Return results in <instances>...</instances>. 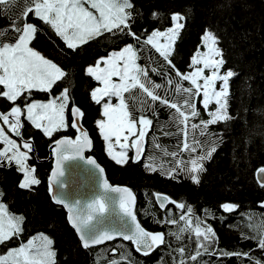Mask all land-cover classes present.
I'll return each mask as SVG.
<instances>
[{"label":"trees","instance_id":"16d2710c","mask_svg":"<svg viewBox=\"0 0 264 264\" xmlns=\"http://www.w3.org/2000/svg\"><path fill=\"white\" fill-rule=\"evenodd\" d=\"M134 6V20L131 30L138 35L145 30L150 34L154 30H166L171 27V15L179 13L184 17L185 27L181 30L174 45L173 63L180 72H186L191 56L196 49L202 50L201 41L205 31H211L219 41L225 59L224 71L233 70L236 75L230 79L229 113L234 119L227 123L220 122L210 126V131L222 138L217 151L211 160L205 163V171L199 175L200 183L195 184L185 174L168 173L176 167L175 161H187L188 152L177 157L166 156L165 151L176 150L175 138L165 136V132L173 129L165 126L170 121V113L174 110L159 108L153 125L147 129V140L143 156L133 160V151H129L127 163L116 164L105 151V142L96 124L103 117V102L96 104L91 100V91L99 87V83L87 75V68L94 66L97 59L107 57L113 51H119L127 44H135L131 38L105 39L98 37L81 45L77 50L67 49L63 41L54 34L47 25L30 15L29 21L41 31L33 39L31 46L46 58L61 66L68 76L54 86L51 94L31 91L28 102L35 99H51L58 95L64 86H70L69 105L65 110L66 126L54 132L51 137L45 136L41 129H36L23 117V138L32 141L34 151L29 153L26 161L35 169L34 175L40 180L39 185L30 189H21L19 183L23 174L17 170L14 162L0 161V202L5 203L10 212L23 216V231L19 237L0 244V255L9 249L19 247L32 236L40 233L47 235L52 241V249L56 252V264H178V253L173 249L180 246L191 247L194 235L188 231L180 232L182 225L179 215L189 214L178 210L175 205L161 211L157 205V195L169 196L177 203L192 207V220L200 221L205 227L210 226L218 240L215 256H203L207 264H250L247 256H222L221 251L250 253L260 264H264V250L258 247V236L264 232V186L258 184L255 174L264 167V0H131ZM8 8V5L4 6ZM15 9L0 16V28L10 26V17ZM153 13L157 18L153 19ZM163 25V27H161ZM110 34L105 33V36ZM139 47V45H137ZM150 47V46H149ZM63 50V51H61ZM161 60L154 50L145 53ZM141 59L142 66H156L155 62ZM152 79L160 83L161 77L149 72ZM175 80L176 78L173 77ZM184 87L188 82L180 81ZM169 97L179 99L174 85H165ZM163 92V89L160 90ZM128 94H125L127 97ZM105 102V101H104ZM201 117L208 119L203 109L202 96L194 101ZM26 107L24 98L16 102ZM12 102L0 98V111L10 110ZM139 108L140 100L135 101ZM80 108L84 113L83 123L89 131L94 150L88 156H94L106 170L109 181L114 185L131 188L137 197V216L142 225L149 231L164 234L167 241L159 250L148 257L138 255L130 243L123 241L107 244L101 248L84 250L74 230L69 226L64 210L54 205L48 195V179L52 171L51 147L61 137L76 138L72 128V108ZM192 121V122H191ZM190 123L199 124V118ZM6 134H12L6 125ZM198 131V130H197ZM193 133L189 132V142ZM198 139L204 140L195 133ZM215 138V137H214ZM153 141V142H152ZM18 144V142H17ZM19 145V144H18ZM21 151V144L19 145ZM4 145L0 143V150ZM200 149H198V152ZM194 154V153H193ZM153 164L157 171L149 170L146 165ZM224 203L234 204L231 212L224 211ZM239 217V223L236 222ZM177 220V224L167 221ZM195 228V226L193 227ZM180 232L181 240L177 241L171 233ZM192 264V262H189Z\"/></svg>","mask_w":264,"mask_h":264},{"label":"snow or ice","instance_id":"6c2138e0","mask_svg":"<svg viewBox=\"0 0 264 264\" xmlns=\"http://www.w3.org/2000/svg\"><path fill=\"white\" fill-rule=\"evenodd\" d=\"M85 3L89 4L96 14L86 8ZM5 5L9 7L5 8ZM12 9H15V12L10 17V26L0 28V98L12 102L10 110L0 111V122L6 125L11 133L22 138L24 127L22 116L48 137L66 126L65 110L69 105L70 86H64L62 91L47 103L28 102V96L33 89L51 94L53 87L59 86L58 82L64 81L68 76L61 66L30 47L33 39L41 31L36 25L28 22L30 15H34L53 30L67 49L73 51L98 37H104L106 40L131 38L135 44H127L121 50L97 59L94 66L87 68V75L100 85L91 91V100L96 104L103 102L104 119L97 120L96 124L107 142L108 155L116 164H125L129 160L128 152L131 148L135 150L133 160H139L147 135L146 130L153 125V118L157 117L159 108L171 109L174 111L170 113V121L166 122L165 126L173 130L164 134L175 138L176 150L165 151V155L175 158L183 152H188L189 158L187 161L177 159L176 167L168 174L180 170L189 176L193 183H200L199 175L206 170L205 163L212 159L218 144L222 143V138L218 137L217 133L211 132L210 126L234 119L229 113L231 99L229 82L236 73L230 69L221 71L225 59L218 38L211 31H205L202 36L201 46L205 50L196 49L187 66L188 70L182 73L173 63L174 45L185 27L182 22L184 17L179 13L171 15L172 26L167 27L166 30L157 29L150 34L145 30L138 35L131 30L135 11L131 0H0V16ZM156 18V13H153V19ZM105 33L110 35L105 36ZM152 50L162 59L154 61V57L145 55ZM141 59L154 61L156 66H151V63L142 66L138 63ZM149 72L161 77V82H155ZM173 77L176 79L174 80ZM180 81L188 82L190 86L184 87ZM165 85H174L175 93L180 94L179 99L169 97ZM161 89L163 92L160 91ZM126 93L127 97H125ZM197 96H202L204 110L214 105V110L207 111L208 119L202 118L200 111L197 110L194 102ZM21 98L25 100V108L16 103ZM105 98H107L106 102H104ZM113 98L118 100V103L114 104ZM137 99L140 100L139 108L135 104ZM71 112L73 118L84 115L78 107L72 108ZM149 115L153 118H149ZM197 118L199 124L190 123V119ZM78 124L79 120L75 119L71 126L76 128ZM197 130L199 136L205 138L204 140L197 138L195 135ZM190 131L193 133L191 142H189ZM5 132V128L0 127V143L4 145L3 150H0V161L15 163L17 170L23 174V180L19 183L21 189H30L33 185H39L40 180L34 175L35 169L30 168L26 163L29 159L28 154L34 150V146L30 141L24 140L23 148L27 151H20L16 140L10 139ZM90 146L87 133L83 131L75 140L66 137L56 140L53 146L56 167L52 171V181H57L58 177L63 175L64 161L77 157L83 159V152ZM116 146L120 151H115ZM193 153L196 154L194 157L191 155ZM87 163L103 173V169L99 168L95 160L88 159ZM146 167L151 171H157L153 164H148ZM259 173L264 175V167L259 169ZM102 187L106 194H118V208L122 217L129 218L132 225L130 231L127 230L126 225H122L125 230L105 229L86 235L85 230L93 225L97 216H102L108 211L106 198L98 196L87 203L84 209H80L78 201L73 206L53 196L57 203H62L68 208V220L80 234L85 249L90 245L111 240L114 236L132 241L136 250L142 251L144 255L167 243L164 234L145 231L136 222V216L132 211L135 198L129 189L112 187L107 180H103ZM2 196L3 193L0 192V197ZM158 199L162 208L165 207L164 201H168L178 210L193 213L192 207L169 200L167 196ZM222 207L226 212H231L236 206L224 203ZM179 220L184 221L189 227L192 224V220L188 219L183 211L179 215ZM23 222V216L12 214L8 206L0 202V244L13 237H19L23 231ZM167 222L177 224L175 219ZM184 231V228L180 229V232ZM171 234L177 241L182 239L175 232ZM251 238L257 239L258 247L264 250V232ZM217 243L214 230L210 226L202 229L200 221L197 220L191 247L180 246L173 251L178 253V264H189V262L207 264L202 258L205 255L215 256ZM52 244L53 241L43 233L32 236L26 243L21 242L19 247L9 249L6 255H0V264H56V252L52 249ZM220 254L236 255L238 258L247 256L250 264L253 262V258L247 252L221 251ZM111 264H117V261L113 260ZM254 264H260V261L255 260Z\"/></svg>","mask_w":264,"mask_h":264},{"label":"water","instance_id":"95a60500","mask_svg":"<svg viewBox=\"0 0 264 264\" xmlns=\"http://www.w3.org/2000/svg\"><path fill=\"white\" fill-rule=\"evenodd\" d=\"M71 117H72V123L75 122V119L79 120V124L77 125V127L76 128L72 127L76 131V137L80 136L82 131L87 133L88 140L91 142V146L86 148L85 151L83 152V154H82L83 159L77 157L75 159H69V160L64 161V163L62 165L63 175L58 177L57 181H52V171L56 167V156H55V153L53 152L54 144L52 145V147H51V159L53 160V163H52V171H51L49 179H48V195L50 197L51 202L54 205H56V206H58L64 210V212L66 213V216H67L68 224L74 230V232H75L77 238L79 239L81 246L84 250L88 251V250H91L94 248H101L103 246H106L107 244H112L115 242L123 241L125 243H130L133 246L134 251L142 257H148V256L152 255L157 250H159L164 244L158 246L155 250L150 252L148 255H144L142 251L136 250V246L133 244L132 241H126L120 236H114V238L111 240H105L99 244L90 245L89 248L85 249L83 247V242L80 239V234L75 231V229L71 225V222L68 220V208L65 207L64 204L57 203V201L55 199H53V196L59 197L65 203H67L69 205H73V206H75L76 202L78 201L80 209H84V206L87 203L91 202L94 198H96L98 196H104L106 198L108 211L102 216H97L96 221L93 223V225L90 226L89 229L85 230V234L90 235L95 231H102L105 229H107L109 231L125 230L122 227V225H126L127 230L130 231L132 225H131L129 218L126 216L122 217V214L120 213V210L118 208V203H117L118 202V194H116V193H107L106 194L103 190L102 182H103V180H107L109 185L112 187H120V188L129 189L135 198L134 203L132 204V211L134 212V214L136 216V222L139 223L140 226L145 229V231L152 232V233H160V232H153V231L147 230L142 225V223L140 222V220L137 216V197H136L134 191L127 186L112 184L108 179V176H107V173H106V170L104 169V167L100 165V163L96 160V158L94 156H88V154L92 153L94 150V142H93V139H92L89 131L84 126V123H83L84 116L78 117V118H73L72 112H71ZM21 120H22V123L24 125L23 116H22ZM23 130H24V127L22 129V135H23ZM12 136L15 140L20 142L22 147H23V142L25 140L23 138V136H22V138L16 137L14 133H12ZM64 138L65 137H61L60 139H64ZM66 138L73 139L70 137H66ZM75 139H73V140H75ZM146 140H147V135L145 136V139L143 142V151H142L141 157L143 156V153H144ZM30 142L34 146L33 142L32 141H30ZM133 154L135 155V151ZM88 159L95 160L96 164L99 165V168L103 169V173H101L99 171V169H97L95 166L89 165L87 163ZM255 177H256L258 184L261 186H264V185H262V181H264V175H261L259 173V170L256 172ZM163 196H166V195H163V194L157 195L156 202H157V205L161 211H166L170 206H172L174 204H170V203H168V201H164L165 207L162 208L160 206V199H158V197L162 198ZM167 197L169 198V200H172L169 196H167ZM261 206L264 207V204H262ZM121 217H122V219H121Z\"/></svg>","mask_w":264,"mask_h":264},{"label":"rangeland","instance_id":"374dc122","mask_svg":"<svg viewBox=\"0 0 264 264\" xmlns=\"http://www.w3.org/2000/svg\"><path fill=\"white\" fill-rule=\"evenodd\" d=\"M85 7L86 8H88L90 11H93V13L94 14H96V12H95V10L94 9H91V7H90V5L89 4H87V3H85ZM208 31V30H207ZM97 39V38H96ZM95 39V40H96ZM90 41V40H89ZM161 42H163V41H161ZM30 47H32L31 46V44H30ZM205 49H202L201 51H204ZM102 67H103V65H101ZM222 72L224 71V69H222L221 70ZM206 74H208L207 73V70H206ZM114 79H116V78H114ZM33 90H35V89H33ZM32 90V91H33ZM38 91V90H37ZM28 97H30V95L28 96ZM106 100H107V98H105V102H106ZM35 101H39V102H43V103H47L48 102V99H35V100H33V101H31V102H35ZM114 104L115 103H118V100H116L115 98H113V101H112ZM211 106H214V105H210L209 107H211ZM102 111H103V107H102ZM66 121V120H65ZM192 122V121H191ZM0 127H2V122H0ZM191 132V131H190ZM192 133V132H191ZM198 135H199V132L197 131L196 132ZM6 134V133H5ZM101 134V133H100ZM6 135H8L9 136V138L10 139H14L13 138V136L12 135H10V134H6ZM101 137L103 138V136L101 135ZM132 139H134V137L132 138ZM104 140V139H103ZM16 142H18V141H16ZM104 142H105V151H106V153L108 154V151H107V142L104 140ZM153 142V141H152ZM113 143L115 144V138H113ZM129 143H131V141L129 142ZM19 144V143H18ZM20 147V146H19ZM130 150H132L133 152L135 151L134 149H131L130 148ZM129 150V151H130ZM20 151H21V148H20ZM115 151H120V149H119V147L118 146H116V148H115ZM128 155H129V152H128ZM193 157L196 155L195 153L194 154H191ZM109 156V155H108ZM110 157V156H109ZM111 158V157H110ZM112 159V158H111ZM129 159H130V157H129ZM113 160V159H112ZM179 172H181L180 170H178ZM183 173V172H182ZM185 177H188V178H190L189 176H187L186 174H185ZM7 253V252H6ZM6 253L5 254H3V255H6Z\"/></svg>","mask_w":264,"mask_h":264},{"label":"flooded vegetation","instance_id":"af4514ba","mask_svg":"<svg viewBox=\"0 0 264 264\" xmlns=\"http://www.w3.org/2000/svg\"><path fill=\"white\" fill-rule=\"evenodd\" d=\"M188 219H191L192 220V217H191V214H184ZM240 219H239V217L237 218V220H236V222L237 223H239L238 221H239ZM182 223H183V225L185 226V231H188L189 233H191V235H194V226H196V223H195V221H193L192 220V224H191V226L189 227L188 225H186L185 224V222L184 221H180V223H178L177 224V229H180L179 227L182 225ZM205 226L203 225V224H201V228L203 229ZM177 235H180L181 233L180 232H178V233H176Z\"/></svg>","mask_w":264,"mask_h":264}]
</instances>
